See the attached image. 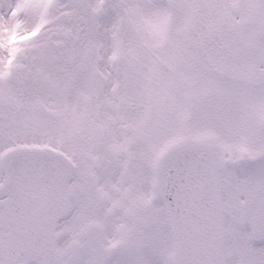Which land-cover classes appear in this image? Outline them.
<instances>
[{
    "label": "snow or ice",
    "instance_id": "6c2138e0",
    "mask_svg": "<svg viewBox=\"0 0 264 264\" xmlns=\"http://www.w3.org/2000/svg\"><path fill=\"white\" fill-rule=\"evenodd\" d=\"M0 264H264V0H0Z\"/></svg>",
    "mask_w": 264,
    "mask_h": 264
}]
</instances>
